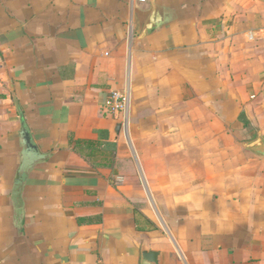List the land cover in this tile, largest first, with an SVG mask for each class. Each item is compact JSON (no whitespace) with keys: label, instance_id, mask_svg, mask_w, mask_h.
I'll use <instances>...</instances> for the list:
<instances>
[{"label":"crops","instance_id":"crops-1","mask_svg":"<svg viewBox=\"0 0 264 264\" xmlns=\"http://www.w3.org/2000/svg\"><path fill=\"white\" fill-rule=\"evenodd\" d=\"M123 90L116 133L104 106ZM21 120L51 156L24 186L18 230ZM100 130L110 168L69 142ZM258 136L263 152L241 147ZM187 171L192 186L168 190ZM142 252L264 264V0H0V264H142Z\"/></svg>","mask_w":264,"mask_h":264},{"label":"water","instance_id":"water-1","mask_svg":"<svg viewBox=\"0 0 264 264\" xmlns=\"http://www.w3.org/2000/svg\"><path fill=\"white\" fill-rule=\"evenodd\" d=\"M161 22V16L158 10H154L144 24L140 38L146 37L158 24ZM122 125H117L116 133L122 130ZM19 143L21 146L20 163L16 171L13 187L11 191V201L14 210V224L18 230L21 229L23 221V205H22V191L26 185L31 172L37 165L43 164L50 159V154L42 153L36 143L34 142L32 135L29 131L28 125L24 120H21L20 129L18 131ZM241 147L252 152L261 153L262 143L259 136L250 142L240 143ZM157 253L155 252H142L141 260L142 264H157Z\"/></svg>","mask_w":264,"mask_h":264},{"label":"trees","instance_id":"trees-1","mask_svg":"<svg viewBox=\"0 0 264 264\" xmlns=\"http://www.w3.org/2000/svg\"><path fill=\"white\" fill-rule=\"evenodd\" d=\"M96 140H73L70 138V144L81 157L88 159L91 164L110 168L114 162L116 145L108 140V133L100 130L96 131Z\"/></svg>","mask_w":264,"mask_h":264},{"label":"rangeland","instance_id":"rangeland-1","mask_svg":"<svg viewBox=\"0 0 264 264\" xmlns=\"http://www.w3.org/2000/svg\"><path fill=\"white\" fill-rule=\"evenodd\" d=\"M201 116L202 117H208V116H210V114H208V112L206 113V112H204V113H202L199 117L201 118ZM205 121V120H204ZM212 120H210L209 122H207V121H205V122H203L202 123V126H203V128L202 129H204V130H212ZM216 127V126H215ZM214 130H215V128H214ZM226 130H228V131H230V132H233L232 131V128H230V125H226V129L224 130L225 132H226ZM208 143H205V145H204V147L205 148H211L209 145H207ZM223 141L222 140H220L219 141V146H221V147H223ZM234 146H236V147H238V145L235 143H233L231 146L230 145H225L224 147H234ZM215 147H217V145H215ZM130 151H131V157L134 159V161L136 162V164H138V160H137V157L135 156V153H134V151H133V148L130 146ZM116 152V151H115ZM115 155V154H114ZM195 174H197L196 172H194ZM171 174V179H170V182H169V185L171 186V188H168V190H175L177 187H178V184H179V186H185V187H191L192 186V179H191V175L193 174V173H191V172H189V171H187V172H185L184 173V176L186 175L188 178H185V179H183V181L181 182V181H179L178 183H176V181H175V179H174V176H175V173L174 172H172V173H170ZM140 175H141V178H142V182H143V184H144V186L146 187V189L148 190V195H149V197H150V199H153V196H156V197H159V192H158V190L156 189V188H154V192L153 193H151V191H150V189H149V186H147V183H146V181H145V178H143V176H142V173H141V171H140ZM179 175H181L182 176V173H179ZM201 191H206V188H202L201 187V189H200ZM154 199H155V197H154Z\"/></svg>","mask_w":264,"mask_h":264},{"label":"built area","instance_id":"built-area-1","mask_svg":"<svg viewBox=\"0 0 264 264\" xmlns=\"http://www.w3.org/2000/svg\"><path fill=\"white\" fill-rule=\"evenodd\" d=\"M138 2H145L146 0H136ZM129 105V92L123 91H112L106 100L104 109L106 114L118 121L122 127L127 124V113Z\"/></svg>","mask_w":264,"mask_h":264}]
</instances>
